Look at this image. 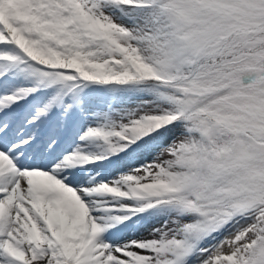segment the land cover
<instances>
[{
    "label": "snow or ice",
    "instance_id": "snow-or-ice-1",
    "mask_svg": "<svg viewBox=\"0 0 264 264\" xmlns=\"http://www.w3.org/2000/svg\"><path fill=\"white\" fill-rule=\"evenodd\" d=\"M0 264H264V0H0Z\"/></svg>",
    "mask_w": 264,
    "mask_h": 264
}]
</instances>
